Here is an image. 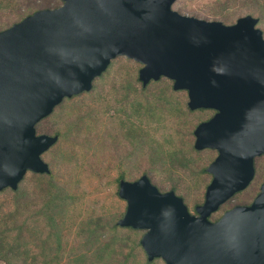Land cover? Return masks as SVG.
I'll return each instance as SVG.
<instances>
[{
	"label": "water",
	"instance_id": "water-1",
	"mask_svg": "<svg viewBox=\"0 0 264 264\" xmlns=\"http://www.w3.org/2000/svg\"><path fill=\"white\" fill-rule=\"evenodd\" d=\"M0 30V190H14L27 171L48 173L40 155L57 135L34 125L63 98L88 91L115 56L139 64L144 86L165 77L185 90L190 110L213 114L192 131L193 148L216 155L194 214L172 190L145 174L118 179L125 202L116 225L143 229L147 261L164 264H264V181L249 204L208 216L254 176L264 157V38L257 18L231 24L182 15L174 0H60Z\"/></svg>",
	"mask_w": 264,
	"mask_h": 264
},
{
	"label": "rangeland",
	"instance_id": "rangeland-1",
	"mask_svg": "<svg viewBox=\"0 0 264 264\" xmlns=\"http://www.w3.org/2000/svg\"><path fill=\"white\" fill-rule=\"evenodd\" d=\"M60 0H0V30ZM182 15L231 24L250 14L264 38V0H174ZM141 64L115 56L91 88L63 98L35 125V134H56L40 158L48 173L27 171L14 190H0V264H164L147 261L143 229L116 225L125 209L118 179L145 174L160 192L172 190L187 211L201 204L216 151L194 149L192 131L213 110L186 106L185 90L165 77L144 86ZM254 176L208 216L249 204L264 181V159L254 157Z\"/></svg>",
	"mask_w": 264,
	"mask_h": 264
},
{
	"label": "flooded vegetation",
	"instance_id": "flooded-vegetation-1",
	"mask_svg": "<svg viewBox=\"0 0 264 264\" xmlns=\"http://www.w3.org/2000/svg\"><path fill=\"white\" fill-rule=\"evenodd\" d=\"M210 110H211V109H210ZM213 112H214V111H213ZM258 156H262V155H258ZM255 157H257V156H255ZM262 158L264 159V157H263V156H262ZM253 159H254V158H253ZM262 182H263V181H262ZM262 182H261V183H262ZM261 183H260V184H261ZM260 184H259V185H260ZM258 188H259V187H258Z\"/></svg>",
	"mask_w": 264,
	"mask_h": 264
}]
</instances>
